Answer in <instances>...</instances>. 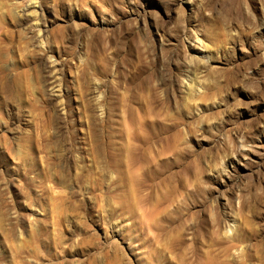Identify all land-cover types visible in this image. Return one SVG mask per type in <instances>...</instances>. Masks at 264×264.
<instances>
[{
  "label": "rangeland",
  "instance_id": "1",
  "mask_svg": "<svg viewBox=\"0 0 264 264\" xmlns=\"http://www.w3.org/2000/svg\"><path fill=\"white\" fill-rule=\"evenodd\" d=\"M0 264H264V0H0Z\"/></svg>",
  "mask_w": 264,
  "mask_h": 264
}]
</instances>
